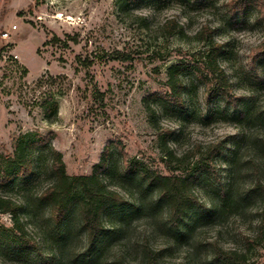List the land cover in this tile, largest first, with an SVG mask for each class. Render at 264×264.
<instances>
[{"label":"rangeland","instance_id":"1","mask_svg":"<svg viewBox=\"0 0 264 264\" xmlns=\"http://www.w3.org/2000/svg\"><path fill=\"white\" fill-rule=\"evenodd\" d=\"M226 3L214 0L208 8L188 11L181 0H0V152L13 151L20 134L39 130L51 135L70 175L91 173L107 145L117 161V142L168 173L165 150L182 155L220 146L215 175L199 179L195 190L209 206L228 190L231 206L195 221L187 243L163 235L151 217L129 214L118 220L121 231L108 239L94 264H133L145 239L158 253V264H207L212 242L242 247L245 236L259 234L262 201L254 186L264 183V122L255 118L248 125L240 113L250 104L264 110V17L252 7L232 18ZM140 14L148 17L150 28L137 18ZM168 20L183 25L190 36L205 24L216 28V38L224 43L220 60L239 101L209 100L196 82L184 111L151 119L144 99L167 89V67L180 52L185 56L204 47L196 38L163 35L158 27ZM4 32L10 36L4 38ZM54 36L69 46L46 43ZM115 50L133 58L102 57ZM48 96L59 104L54 123L45 120L40 105ZM42 184L15 193L34 197ZM237 195L243 199L235 203ZM24 221L29 234L39 237L36 217L25 211ZM0 223L10 224V215L1 214ZM262 240L250 253L254 264H264V232ZM68 242L63 261L58 247H46L55 264H72L70 249L84 245L76 235ZM31 256L39 254L7 251L0 254V264H38Z\"/></svg>","mask_w":264,"mask_h":264},{"label":"trees","instance_id":"2","mask_svg":"<svg viewBox=\"0 0 264 264\" xmlns=\"http://www.w3.org/2000/svg\"><path fill=\"white\" fill-rule=\"evenodd\" d=\"M213 1L181 0L180 5L190 11L208 8ZM226 7L232 18L252 7L258 11L260 19L264 17L263 0H227ZM137 18L150 28L146 15L140 14ZM158 31L166 37L196 38L204 47L185 56L180 52L178 60L167 67L164 82L167 89L144 99L151 119L156 122L157 113L168 116L171 111L178 113L175 109L184 111L186 99L193 96L196 82L203 86L204 95L209 100L221 97L230 103L239 101L240 97L221 63L224 43L216 38L214 26L205 24L190 36L183 25L168 20L158 27ZM58 42L64 47L69 46L68 41L57 36L46 43ZM153 52L157 53L156 50ZM106 56L119 60L133 58L121 50L104 52L102 57ZM158 57L168 58L159 53ZM44 79H41V85L45 83ZM40 105L47 122L58 120L59 104L53 96L45 97ZM240 115L248 125L255 118L264 122V110L258 111L253 104L242 110ZM115 145L119 150L117 161L113 160L111 146L107 145L91 173L75 175L67 172L63 154L51 143V135L39 130L20 134L15 139L13 151L0 152V215L11 217L10 224L0 223V254L8 251L19 255L21 251L32 249L40 256L30 257L36 263L55 264L50 260L46 247H58L62 260L70 246L68 241L76 235L83 237L84 245L70 249V261L72 264H94L108 239L121 231L118 220L129 214L147 215L163 235L187 243L195 221L210 219L233 203L228 190L219 192L220 199L214 206L204 202L195 190L199 179L215 175V158L221 152L219 145L182 155L165 150L168 173L130 155L120 142ZM42 182L34 197L29 194L21 197L15 193ZM254 191L262 201L259 234L245 236L242 247L227 248L218 241L212 242L207 264H254L250 253L263 242L264 183L258 181ZM242 199L237 195L234 202ZM25 211L36 217L39 237L29 234L24 221ZM147 240L142 244L141 257L133 264H158V253Z\"/></svg>","mask_w":264,"mask_h":264},{"label":"built area","instance_id":"3","mask_svg":"<svg viewBox=\"0 0 264 264\" xmlns=\"http://www.w3.org/2000/svg\"><path fill=\"white\" fill-rule=\"evenodd\" d=\"M17 26H13V28L15 29ZM10 36V33L9 32H4L3 33V37L4 38H7V37H9Z\"/></svg>","mask_w":264,"mask_h":264}]
</instances>
